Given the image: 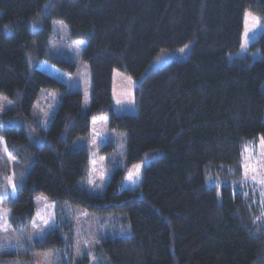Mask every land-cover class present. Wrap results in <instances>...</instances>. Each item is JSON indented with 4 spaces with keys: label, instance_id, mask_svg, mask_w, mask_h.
I'll return each mask as SVG.
<instances>
[{
    "label": "trees",
    "instance_id": "16d2710c",
    "mask_svg": "<svg viewBox=\"0 0 264 264\" xmlns=\"http://www.w3.org/2000/svg\"><path fill=\"white\" fill-rule=\"evenodd\" d=\"M245 10L264 22V0H0V94L17 121L0 131L17 160L14 197L0 170V207L14 229L28 228L34 198L44 195L58 206L127 216L129 236L101 240L109 264H264V205L242 179L245 146L264 137V31L250 44L261 58H229L240 47ZM55 20L67 26V42L85 43V110L81 91L40 69L45 59L76 67L49 54ZM189 43L186 59L153 66L161 50ZM115 69L135 80V114L114 111ZM42 89L61 92L47 128L31 114ZM97 115L126 132V166L148 162L137 187L120 189L123 169L101 196L80 184L90 157L75 143ZM33 246L59 251L61 230Z\"/></svg>",
    "mask_w": 264,
    "mask_h": 264
},
{
    "label": "rangeland",
    "instance_id": "374dc122",
    "mask_svg": "<svg viewBox=\"0 0 264 264\" xmlns=\"http://www.w3.org/2000/svg\"><path fill=\"white\" fill-rule=\"evenodd\" d=\"M250 16L246 17V14ZM258 17L250 10L243 15V31L239 49L234 56L249 55L252 59L262 57L259 49H250V44L264 31V22L256 23ZM32 29L40 27L38 19L29 22ZM8 32L9 27L5 25ZM53 34L50 39L49 54L54 58L72 61L76 67L73 72L59 68L48 60H43L40 69L63 81L68 90H79L82 93V109L89 106L91 96V75L87 63L81 53L84 42H67V26L60 20L53 22ZM191 44L175 50H161L153 62V66H161L172 59L187 58ZM135 80L124 72L115 69L112 75V102L117 114H135L134 100ZM61 92L53 89H42L33 104L31 114L34 120L43 128H47L56 111ZM12 107L10 99L0 94V131L5 126H11L17 121L6 116ZM108 116L97 115L92 118L90 131L85 138L78 139L76 148L88 151L90 161L84 178L80 184L90 193L101 196L112 174L124 170L120 189L137 187L142 179L146 160L126 166L125 153L127 134L109 127ZM109 145L107 150L102 151ZM247 149V150H246ZM16 158L8 151L5 138L0 134V170L5 173V181L11 195L15 196L14 165ZM243 176L246 182L254 184L260 200L264 205V148L260 141L248 143L242 157ZM256 176V180L252 177ZM35 214L26 230H16L9 222L8 212L0 207V264H109L105 254L100 249L101 240L106 237H124L131 234V227L125 214H96L79 205L68 202L59 206L55 201L44 195L34 198ZM72 226V231L66 228ZM51 229H60L64 246L59 251L36 250L34 243L40 242ZM83 259H88L84 262Z\"/></svg>",
    "mask_w": 264,
    "mask_h": 264
},
{
    "label": "snow or ice",
    "instance_id": "6c2138e0",
    "mask_svg": "<svg viewBox=\"0 0 264 264\" xmlns=\"http://www.w3.org/2000/svg\"><path fill=\"white\" fill-rule=\"evenodd\" d=\"M250 15L251 14L248 13V14H246V17L250 16ZM254 20H255L256 23H259V18L258 17L254 18ZM260 143H261V147L264 148V137L261 138ZM252 179L256 180L257 178H256V176H253ZM257 183L264 184V180H258Z\"/></svg>",
    "mask_w": 264,
    "mask_h": 264
}]
</instances>
